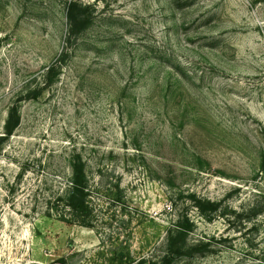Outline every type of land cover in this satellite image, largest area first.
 Masks as SVG:
<instances>
[{
  "label": "rangeland",
  "instance_id": "rangeland-1",
  "mask_svg": "<svg viewBox=\"0 0 264 264\" xmlns=\"http://www.w3.org/2000/svg\"><path fill=\"white\" fill-rule=\"evenodd\" d=\"M167 256L264 264V0H0V264Z\"/></svg>",
  "mask_w": 264,
  "mask_h": 264
},
{
  "label": "trees",
  "instance_id": "trees-1",
  "mask_svg": "<svg viewBox=\"0 0 264 264\" xmlns=\"http://www.w3.org/2000/svg\"><path fill=\"white\" fill-rule=\"evenodd\" d=\"M58 66H53L50 70L56 69ZM21 124V116L19 115L18 110L13 109L10 112L8 122H7V136H11L14 134V131ZM72 173L73 179L71 182V190L67 196L68 207L70 211H73L76 215L83 219L82 225L86 226V219L90 217L92 214V210L90 209L88 197H89V183L86 177L85 164L81 161L73 160L72 162ZM200 210L206 213L209 210L215 209V204L208 202L207 204H200L198 202ZM89 225V224H88ZM179 236L181 239H184L190 231L193 230V224L188 218H185L181 223L179 229ZM171 256H167L160 263L152 262V264H171ZM144 262H140L138 264H143Z\"/></svg>",
  "mask_w": 264,
  "mask_h": 264
}]
</instances>
